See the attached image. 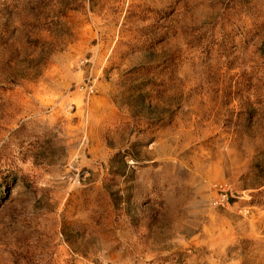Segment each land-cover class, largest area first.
I'll return each mask as SVG.
<instances>
[{
	"label": "rangeland",
	"instance_id": "374dc122",
	"mask_svg": "<svg viewBox=\"0 0 264 264\" xmlns=\"http://www.w3.org/2000/svg\"><path fill=\"white\" fill-rule=\"evenodd\" d=\"M0 264H264V0H0Z\"/></svg>",
	"mask_w": 264,
	"mask_h": 264
},
{
	"label": "built area",
	"instance_id": "2783aa9c",
	"mask_svg": "<svg viewBox=\"0 0 264 264\" xmlns=\"http://www.w3.org/2000/svg\"><path fill=\"white\" fill-rule=\"evenodd\" d=\"M92 92V87L90 86L87 92ZM214 190L217 192V198L214 203L222 204L223 201H227L228 196H232L231 190L226 186L224 183H214L213 184Z\"/></svg>",
	"mask_w": 264,
	"mask_h": 264
}]
</instances>
